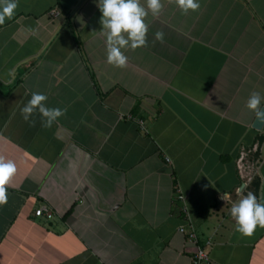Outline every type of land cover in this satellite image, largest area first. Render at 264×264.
I'll return each mask as SVG.
<instances>
[{
  "label": "crops",
  "instance_id": "obj_1",
  "mask_svg": "<svg viewBox=\"0 0 264 264\" xmlns=\"http://www.w3.org/2000/svg\"><path fill=\"white\" fill-rule=\"evenodd\" d=\"M162 3L122 68L96 0H19L0 26V157L17 168L0 264H193L189 223L211 264H264V228L242 235L230 214L248 192L264 202V130L247 108L264 95V0ZM34 92L65 110L51 127L21 115Z\"/></svg>",
  "mask_w": 264,
  "mask_h": 264
},
{
  "label": "clouds",
  "instance_id": "obj_2",
  "mask_svg": "<svg viewBox=\"0 0 264 264\" xmlns=\"http://www.w3.org/2000/svg\"><path fill=\"white\" fill-rule=\"evenodd\" d=\"M96 2L102 13L100 31L106 37L107 62L122 68L127 62V56L122 49H136L146 45V34L149 30L146 17L149 11L153 16H158L164 4L162 0H146L147 8H145L141 5V0H96ZM174 2L184 14L189 10L195 12L201 7L200 0H174ZM18 5L19 0H0V26L15 15ZM156 39L162 41L163 32H157ZM47 100L45 94L32 93L31 99L21 109L24 121L32 122V116L38 112L42 118V125L51 127L65 114V110L61 108L48 107ZM262 102L264 95L260 92H253L247 101V108L253 110L260 121H264ZM16 171V164L13 161L0 157V205L8 201L5 185ZM221 199L225 201L227 197L222 196ZM230 214L236 221V230L242 235L251 236L257 226L264 228V202L258 200L252 192H248L238 202L233 203Z\"/></svg>",
  "mask_w": 264,
  "mask_h": 264
},
{
  "label": "built area",
  "instance_id": "obj_3",
  "mask_svg": "<svg viewBox=\"0 0 264 264\" xmlns=\"http://www.w3.org/2000/svg\"><path fill=\"white\" fill-rule=\"evenodd\" d=\"M52 15L55 17H58L61 15L60 9H54L52 10ZM129 118H133L137 120L142 127H144V121L142 119L136 118L132 115L129 116ZM257 151V145L254 147V149H247L246 147H243L240 152V156L238 158V167L241 172L245 170V164H249V155L252 152ZM179 198L181 200H185V196L181 193L179 195ZM36 214L38 216L47 217L48 219L54 218V213L51 208L43 207L37 210ZM181 232L184 233L187 236V241L191 243L195 248L194 253V259L193 264H211V256L207 248L200 243L199 235L197 232L196 227L193 223H189L187 226H183L181 229Z\"/></svg>",
  "mask_w": 264,
  "mask_h": 264
},
{
  "label": "water",
  "instance_id": "obj_4",
  "mask_svg": "<svg viewBox=\"0 0 264 264\" xmlns=\"http://www.w3.org/2000/svg\"><path fill=\"white\" fill-rule=\"evenodd\" d=\"M264 110V109H262ZM254 128L258 131H263L264 130V121H260L258 119H256L255 123H254Z\"/></svg>",
  "mask_w": 264,
  "mask_h": 264
},
{
  "label": "trees",
  "instance_id": "obj_5",
  "mask_svg": "<svg viewBox=\"0 0 264 264\" xmlns=\"http://www.w3.org/2000/svg\"><path fill=\"white\" fill-rule=\"evenodd\" d=\"M20 80H21V79L19 78V79L16 81L15 84L17 85V84L20 82ZM12 88H13V87H12ZM1 89H4L2 83H0V90H1ZM5 91H6V90H5Z\"/></svg>",
  "mask_w": 264,
  "mask_h": 264
}]
</instances>
